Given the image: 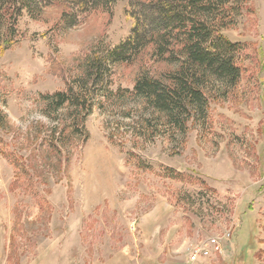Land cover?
Returning <instances> with one entry per match:
<instances>
[{"label": "rangeland", "instance_id": "1", "mask_svg": "<svg viewBox=\"0 0 264 264\" xmlns=\"http://www.w3.org/2000/svg\"><path fill=\"white\" fill-rule=\"evenodd\" d=\"M137 4L99 5L70 26L60 25V3L37 18L23 11L16 42L0 43V264H155L160 247L148 237L156 224L167 233L159 243L170 259L264 264L263 245L250 240L255 228L256 238L264 234V0H245L222 31L242 46L239 83L227 97L210 98L207 117L189 121L182 145L154 119L139 137L144 112L136 99L104 110L94 105L72 133L68 111L47 110L39 98L72 84L85 56L122 42L133 26L125 9ZM165 69L145 50L133 63L113 66L110 88L131 90L143 70ZM258 198L255 213L240 214L236 201ZM210 239L220 252L191 261L196 245ZM232 239L238 247L223 249Z\"/></svg>", "mask_w": 264, "mask_h": 264}, {"label": "trees", "instance_id": "2", "mask_svg": "<svg viewBox=\"0 0 264 264\" xmlns=\"http://www.w3.org/2000/svg\"><path fill=\"white\" fill-rule=\"evenodd\" d=\"M115 1L0 0V43L9 48L16 42L15 26L23 11L37 18L47 6L60 3L66 9L61 13L60 25L70 26L88 10ZM136 1L135 11L125 9L133 19L129 35L111 49L85 56L79 66L80 74L65 90L42 94L39 98L47 110L68 111L74 127L72 133L83 127L94 105L104 110L117 102L136 99L137 110L144 112L136 124L145 133L138 136L149 132L154 119L167 128L169 137L182 145L189 121L207 117L210 98L227 97L239 83L237 61L242 46L231 42L222 31L234 25L245 0ZM148 49L153 62L163 63L166 69L160 73L143 70L131 90L120 87L112 90L113 66L133 63ZM114 128L118 130L119 125ZM132 129V132L136 130ZM116 134L117 131L109 133L111 143H116ZM52 142V151H58ZM136 159L139 167L152 168L142 159ZM161 170L168 177L182 178L174 169L162 167Z\"/></svg>", "mask_w": 264, "mask_h": 264}, {"label": "crops", "instance_id": "3", "mask_svg": "<svg viewBox=\"0 0 264 264\" xmlns=\"http://www.w3.org/2000/svg\"><path fill=\"white\" fill-rule=\"evenodd\" d=\"M258 200H259V198L256 199L255 201L250 200V199L248 201L247 200L236 201V202H238L237 203V206H239L238 208L240 210H242L240 214L243 213V215H244L245 213H255L257 210V207H259L261 205ZM240 230L238 229V231H240ZM256 230H257V228H255L253 230V234L250 235V240L252 242L255 239L257 243H261L260 246L263 245V246H261V248L264 249V234H261L259 237L256 238V234L254 233ZM149 233H151L150 237H148L149 240L150 239L153 240V237H154L155 241H157L156 242L157 247H160V248H158V251H159L158 254L159 253H161V254L158 255L159 257L157 259L152 260L155 264H184L185 263L184 259H170L167 255V253H165V251H164L165 244H160L159 241L160 240L165 241L167 233L165 234V232L161 229V226L159 224H156L154 226V228L151 229V231H149ZM238 238H240V236L237 237L236 240H238ZM242 239H244V237ZM236 240H234V239H232V241L226 240L223 244V249H224V247H232V246L237 248L238 245H237ZM225 255L227 257V253ZM216 257L217 256L215 255L212 257V259H216ZM222 257H224V256H222ZM190 264H193V263H190Z\"/></svg>", "mask_w": 264, "mask_h": 264}, {"label": "built area", "instance_id": "4", "mask_svg": "<svg viewBox=\"0 0 264 264\" xmlns=\"http://www.w3.org/2000/svg\"><path fill=\"white\" fill-rule=\"evenodd\" d=\"M202 243H207V244H205V247H203ZM196 246L197 249H194L193 253L190 256V260L193 262L198 260L195 259L196 257L206 258L212 252L214 254L220 252V242L216 239H210L208 242L202 241L200 244Z\"/></svg>", "mask_w": 264, "mask_h": 264}, {"label": "clouds", "instance_id": "5", "mask_svg": "<svg viewBox=\"0 0 264 264\" xmlns=\"http://www.w3.org/2000/svg\"><path fill=\"white\" fill-rule=\"evenodd\" d=\"M33 118L37 119V120H42L44 121V123L48 124V123H52L51 121L48 120L47 117L42 116L40 114H36ZM14 126H20L22 129L26 128L27 125L26 124H22L19 120H14L13 121Z\"/></svg>", "mask_w": 264, "mask_h": 264}]
</instances>
